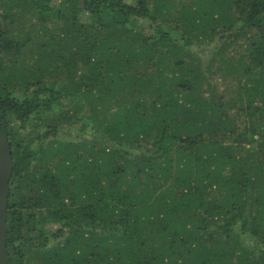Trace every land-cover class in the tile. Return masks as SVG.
<instances>
[{"label": "trees", "instance_id": "1", "mask_svg": "<svg viewBox=\"0 0 264 264\" xmlns=\"http://www.w3.org/2000/svg\"><path fill=\"white\" fill-rule=\"evenodd\" d=\"M68 103L91 141L57 138ZM0 130L9 264H264V0H0Z\"/></svg>", "mask_w": 264, "mask_h": 264}, {"label": "rangeland", "instance_id": "2", "mask_svg": "<svg viewBox=\"0 0 264 264\" xmlns=\"http://www.w3.org/2000/svg\"><path fill=\"white\" fill-rule=\"evenodd\" d=\"M173 22H166L164 23V26L166 29L171 31V34H174V32L177 31H173V29H171L173 27ZM64 22H58V21H48V28L52 27L53 29H55V31L60 32V29L62 28V26H64ZM43 24L40 21L39 17L36 16L34 13H31L28 15V18L26 16V19H23L22 21L17 22L13 27H12V34L15 35L17 37V39H24V35L27 29H31L34 28L37 31H41ZM68 27V25H67ZM70 28V26L68 27ZM31 43H28V47H27V51L29 50H35L37 48V45L34 46H30ZM26 49H23V52H25ZM241 52V51H240ZM208 53V52H207ZM25 55L27 57L31 56V53H25ZM66 80V79H65ZM216 86L219 88V90L221 91V93L224 95V101H230V100H235L237 98V90H238V85L234 82L231 81H225L222 80L220 78H217V81L215 82ZM207 94V93H206ZM75 104L71 103V104H67L64 109L62 111H60L58 114H56L55 118L59 119V124H58V129H59V133L57 134V138L59 139H63L66 140L68 142H76V143H80V142H84L87 143L89 141H91V138L93 137V129L91 128V126L84 128L82 127V125L80 124V121L78 122H73L72 121V117H74L76 114L77 115H81L83 116V110L81 109H75L74 107ZM231 113L236 112L237 116H235L236 120H235V124H241V121L244 119V116L241 115L240 110L237 109H231L230 111ZM232 116H234L233 114H231ZM12 126H14V124H12ZM15 129L17 128V126L14 127ZM44 127H39L36 125V123H31L28 126V129L26 131H22L21 132V138H23L25 140L26 143H30L32 147H36L37 145V133L39 131H43ZM49 140V139H48ZM47 140V141H48ZM46 146V142H44V148ZM42 167L43 164L39 161H34L30 171L32 174H39L42 171ZM24 189L26 190H19L16 191V196L17 200H22V196L23 195H31V191L32 190H36L35 187L29 183V187L25 186ZM34 215H35V221L38 223L37 224V228H41L40 224H39V220H44V221H48V219L46 218V211H47V207L46 206H41V207H35L34 208ZM55 222L49 220V224L46 225V228L49 230L50 233H52L53 231H55ZM50 240L52 241L53 239L50 237ZM250 242V241H249ZM25 246H27L25 249V258L27 263L26 264H33L34 259L37 258V256H34L32 250L33 247L30 244H26Z\"/></svg>", "mask_w": 264, "mask_h": 264}, {"label": "water", "instance_id": "3", "mask_svg": "<svg viewBox=\"0 0 264 264\" xmlns=\"http://www.w3.org/2000/svg\"><path fill=\"white\" fill-rule=\"evenodd\" d=\"M12 174V150L8 139L0 130V264H9L7 218Z\"/></svg>", "mask_w": 264, "mask_h": 264}]
</instances>
